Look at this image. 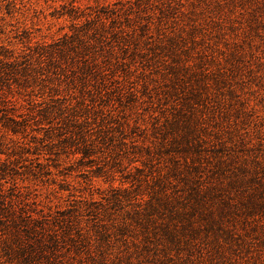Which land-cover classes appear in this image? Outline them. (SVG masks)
I'll use <instances>...</instances> for the list:
<instances>
[{
    "label": "rangeland",
    "instance_id": "obj_1",
    "mask_svg": "<svg viewBox=\"0 0 264 264\" xmlns=\"http://www.w3.org/2000/svg\"><path fill=\"white\" fill-rule=\"evenodd\" d=\"M0 194V264H264V0H0Z\"/></svg>",
    "mask_w": 264,
    "mask_h": 264
},
{
    "label": "trees",
    "instance_id": "obj_2",
    "mask_svg": "<svg viewBox=\"0 0 264 264\" xmlns=\"http://www.w3.org/2000/svg\"><path fill=\"white\" fill-rule=\"evenodd\" d=\"M1 197H2V194H0V198H1ZM2 203H3V200L0 199V204H2ZM0 216H1V215H0ZM4 217H5V216H1V218H4ZM1 218H0V219H1ZM0 221H1V220H0ZM13 221H15V218L13 219ZM27 229H28V228H25V229H23V230L25 231V230H27ZM26 262H27V261H26Z\"/></svg>",
    "mask_w": 264,
    "mask_h": 264
}]
</instances>
